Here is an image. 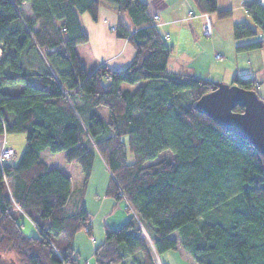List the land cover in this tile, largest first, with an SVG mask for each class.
Returning <instances> with one entry per match:
<instances>
[{"label": "trees", "instance_id": "trees-1", "mask_svg": "<svg viewBox=\"0 0 264 264\" xmlns=\"http://www.w3.org/2000/svg\"><path fill=\"white\" fill-rule=\"evenodd\" d=\"M191 1L200 14L231 15L217 0ZM102 7L134 56L123 69L87 72L76 52L88 42L79 16L96 20ZM245 11L264 35V6L251 0ZM256 33L232 26L235 40ZM166 38L142 0H0V134L25 137L21 155L0 164L5 258L77 264L74 238L90 235L81 194L98 154L110 173L106 194L133 216L104 227L95 264H154L149 244L156 254L180 249L194 264H264V156L195 110L217 83L170 71ZM233 84L258 95L251 79ZM164 152L173 158L155 162ZM28 221L36 235L23 231Z\"/></svg>", "mask_w": 264, "mask_h": 264}, {"label": "crops", "instance_id": "crops-1", "mask_svg": "<svg viewBox=\"0 0 264 264\" xmlns=\"http://www.w3.org/2000/svg\"><path fill=\"white\" fill-rule=\"evenodd\" d=\"M142 1L147 4L148 14L154 19L159 31L163 35H167L166 41L172 47L173 55L171 53L168 60L170 71L187 73L212 82L228 85H234L233 78L235 76L241 79H251L258 95L264 100V64L259 59L261 53L256 54L258 49L250 50L251 60L248 54V56H244L246 55L244 53H249V51H236L237 47L248 44L246 43L247 40L234 39L235 49L231 53L227 51L226 47L219 46L220 44L213 39H206L210 36L207 37L203 34V14L196 11L197 15L195 17L187 18L188 10L193 11L190 2H187L188 0L182 1V3L179 0ZM235 1H241L244 8L251 2V0ZM23 6L27 5L24 4ZM232 9L234 8L229 10L232 12ZM154 17H157V20ZM79 20L83 31L88 36V42L84 46H77L76 52L87 72H91L100 65H105L106 68L113 70L123 69L128 65L134 56V50L126 40L116 37L112 31L117 23L114 12L102 7L98 10L96 20H92L87 13L80 15ZM202 34L204 38H202ZM184 42L187 46H183ZM238 43L239 45H237ZM190 46H194L195 51ZM259 50L263 51L264 46ZM221 52H224L227 60L223 63L219 62L218 65L216 58L213 56L220 53V58H222ZM81 55H83V58ZM231 57L234 61H231ZM239 58H241L240 63H244L245 72L243 75L239 73ZM86 59L90 60L87 61L91 63L90 67H85ZM200 70L203 72H200ZM212 74L215 77H212ZM12 141L11 138H8V135L0 134V148L2 146L13 148ZM95 169L98 171L97 176L95 175ZM109 180L110 173L106 164L102 157L97 154L88 183L81 194L82 205L90 218V235L84 231H79L74 238L73 256L77 260V264H95L93 252L95 247L103 241L104 227L116 230L133 216L125 200L116 201L106 194ZM26 223L33 228L29 221ZM154 253V255L152 254L154 264H194L190 257L180 249L161 254H156L155 251ZM155 257L158 263H155Z\"/></svg>", "mask_w": 264, "mask_h": 264}, {"label": "water", "instance_id": "water-1", "mask_svg": "<svg viewBox=\"0 0 264 264\" xmlns=\"http://www.w3.org/2000/svg\"><path fill=\"white\" fill-rule=\"evenodd\" d=\"M235 107H241L243 111L233 112ZM194 108L220 128L248 142L264 156V101L256 92L235 84L219 83L215 90L202 95ZM0 264L15 263L0 254Z\"/></svg>", "mask_w": 264, "mask_h": 264}, {"label": "rangeland", "instance_id": "rangeland-1", "mask_svg": "<svg viewBox=\"0 0 264 264\" xmlns=\"http://www.w3.org/2000/svg\"><path fill=\"white\" fill-rule=\"evenodd\" d=\"M179 1L182 3V1L185 2L186 0H179ZM187 2H190L191 8L193 9L194 13L197 15V12H196L195 8L193 7L192 1L188 0ZM216 3H217L218 9H230V8H234V9H232L231 15L229 17L223 18V19H219L216 15H212V14L209 15V19L211 22V36L210 37L207 36L209 38H206V39H208V40L213 39L215 42L220 44L219 46L226 47L227 51L232 53L234 51L233 49H235V45H234L235 40H234L233 35H232V26H233V24L238 23V22H247L256 29L257 33L253 37H250L247 39L244 38L243 41L247 40L246 43H248V44H251V43H254L257 41H264V35L261 33L259 28L255 27V24H254L253 20L249 17V15H247V13H245L246 11H245V8L243 7V4L241 1L236 2L235 0H217ZM189 10H191V9H189ZM22 15L25 18L28 17L29 12H28L27 6L22 7ZM154 18H155V20H157V17H154ZM203 20H204V18H203ZM202 38H204L203 34H202ZM84 45L85 44H83V46ZM237 45H239V43ZM183 46H187V44L184 42ZM190 47H193V50L195 51L196 48H194V46H190ZM221 53H222L221 55H223V57L222 58L219 57V60H217V58L215 56H213L216 58L215 60L218 62V65H219V62L223 63V62H225V60H227L226 56L224 55V52H221ZM260 53H261V55L259 56V59L264 64V50L261 51L258 49L256 54L258 55ZM218 54H220V53H218ZM244 54H246L244 56L249 55L250 59L252 60V55L250 54V51H249V53H244ZM172 55H173V52H172ZM81 57L83 58V55H81ZM259 59H257V60H259ZM85 61H86L85 67H90L91 63L87 62L90 60L86 59ZM231 61H234V59L232 57H231ZM240 61H241V58H239V63H240ZM239 65H240V72L239 73L243 75L245 72V69L243 66L244 63H240ZM217 68H218V66H217ZM200 72H203V71L200 70ZM213 76H214V74H212V77ZM217 84H219V83H217ZM222 84H226V83H222ZM226 85H228V84H226ZM137 87H138V85L131 86V85H127V84H122L123 89H129L132 91L135 90ZM8 138H11L13 140L11 142L14 145L13 149L16 152V154H18L20 156L24 147H25L24 135L23 134H9ZM172 158L173 157L169 152H164L158 156V158H157V160H155V162H158L161 160H171ZM97 173H98V171L95 169V175ZM23 231L27 235H36V231L32 227H30V225L28 223L24 224ZM148 244H149V241H148ZM149 247L151 249L152 254L154 255L155 253H154L153 248L150 244H149ZM155 263H158L156 257H155Z\"/></svg>", "mask_w": 264, "mask_h": 264}, {"label": "built area", "instance_id": "built-area-1", "mask_svg": "<svg viewBox=\"0 0 264 264\" xmlns=\"http://www.w3.org/2000/svg\"><path fill=\"white\" fill-rule=\"evenodd\" d=\"M258 3L261 6H264V0H258ZM195 16H196V14L194 13V11L189 10L187 12V18L188 19L193 18ZM202 16L204 18L203 24H202L203 34L205 36H211V22L209 19V15L203 14ZM215 57L219 58L220 55L216 54ZM16 157H17V155H16V152L14 151L13 148L7 147V146H2L0 148V164L13 162V161H15Z\"/></svg>", "mask_w": 264, "mask_h": 264}]
</instances>
